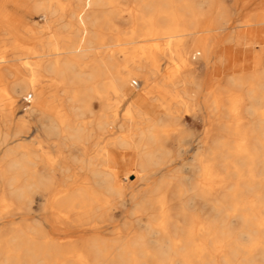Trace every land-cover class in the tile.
I'll return each instance as SVG.
<instances>
[{"label": "bare ground", "instance_id": "1", "mask_svg": "<svg viewBox=\"0 0 264 264\" xmlns=\"http://www.w3.org/2000/svg\"><path fill=\"white\" fill-rule=\"evenodd\" d=\"M31 1L34 2V8L42 13L45 30L56 22L53 21L56 14H64L67 10L66 6L62 5V0ZM135 1L136 4L129 5L128 9L111 14L112 18L117 16L120 20L126 21L129 27V32H126L124 37L121 35L113 38V45H107L104 40L92 36H84L81 31H78L75 39L69 36L61 38L62 44H57V47L48 51L49 53L46 52L40 56L41 60L38 62H23L22 59L17 58L11 61L14 63L10 61L7 62L8 64L5 63L6 65L0 63V102H8V105L0 110L4 119H8L13 114L12 108L16 103L15 95L34 92L35 105L32 110L30 109L31 116L39 123L43 134L47 138H61L59 148L78 149V155L73 160L64 157L60 151L54 159L51 156L45 158V154H40L38 157L26 154L18 158L11 153L0 158V264H22L23 262L25 264H150V261L160 264L168 253L177 258V260H174L175 257L171 260L173 264L177 263L176 261L180 264H213L216 253L224 247L223 238L229 235L228 226L231 218H237L246 223L251 220V216L264 215V197L260 195L256 187L261 175L260 162L258 164L257 161L264 158L257 153V144L260 141L256 139L258 130L264 134V110L259 113L257 107L264 105V60L261 61L260 58L252 72L240 77H232L230 80L232 86L246 88L245 96H230L229 115L234 122L227 125L234 127L237 135L240 136L235 141L234 156L246 159L244 163L245 167L248 166L246 176L234 162L226 163L227 167L233 168V174L238 178L236 183L231 182L235 190L226 194L228 185L226 180L230 176V171L224 173L219 171L221 169H217L218 147L216 144L220 142V139L214 137L212 130L208 133L213 139L208 152L198 157L191 165L198 176V181L192 183V188L191 186V189L189 188L192 196L189 199L191 203L187 204L191 205L196 200L199 201L207 208V211H210V213L206 211L209 214L207 218L204 214H199L201 217L193 214L191 216L190 214L194 211L191 213L187 211V213L185 204H171V198L168 195L169 182L163 181L154 188L155 193H162L158 198L155 195L148 199L141 198L139 194L142 189L138 193L141 184L146 187L142 192L149 191V184L152 183L153 176L157 175L153 169L163 165L158 154L162 149L155 150L151 144L158 142V137L162 136L161 131L165 124L170 119L177 118L169 106L164 108V113H162L152 108L147 97L136 98L131 107L135 115L131 116V120L126 119L132 124L127 122L121 125L122 128L130 129V134L110 143L109 147L115 150L130 147L131 138L139 139L141 146H137L138 153L132 157V164L135 166L132 175H128L129 172H125L122 168H117L115 160H120L121 157L108 153L107 158L109 159L104 163L96 160L87 162L86 152L79 148V144L84 139L92 138L98 132H109L116 127L115 122H111V117L103 113V103L99 97H81L79 91H69L66 97L67 109L46 108L44 89H47L48 85H42L41 78L54 77L56 83L57 79H61L71 88H78L87 86L89 83H97L98 79L107 77L106 82L94 88L91 87L90 90H94V93L97 89L105 90L109 101L112 96L118 103H121L127 100V95L131 91L133 73L138 76L137 72H141V76L150 82L156 72V66L153 65L155 59L163 54H168L172 59L178 58L181 68L186 72L184 71L183 75L176 72L171 81L162 82L163 87L177 86L178 89L181 88V91L180 93L179 91L165 92L164 89L165 93L162 92L164 94L159 96L160 101L162 103L166 101L168 105L175 102L187 109L191 107L194 97L188 87L195 75L194 61L197 57L207 61L213 52V48L209 47L206 40L195 41V31L203 21L217 27L219 31L226 30L233 23L228 8L223 0ZM251 1L253 0H249ZM257 1L260 5H264V0ZM105 4L113 5L114 1H93L95 6ZM8 5H10V0H0V10L6 9ZM247 5L244 9L248 7ZM72 14L76 15V12ZM5 18L9 20L7 22L9 24L12 19L11 15ZM112 18L107 19V23L109 29L114 31L117 28ZM0 20L3 21V19ZM99 21L98 17L94 19L81 17L79 25L85 26L87 23L95 25ZM2 23L0 21V24ZM17 25L23 29L25 34L36 36L37 33L31 28L23 27L20 22ZM240 26L248 29L246 32H242L243 30L234 32L235 36L231 39L236 42V46L245 45L243 41L249 31L251 35L256 34L259 38V32L264 34V7L257 14L249 15ZM147 39L164 41L163 46L166 48L162 50L159 44L145 45L134 47V50H140L136 51L137 55H134L135 51L130 53L129 46L137 42L142 43ZM14 41L16 48L24 45L20 39H14ZM115 47L122 48L118 52L122 58L128 59L132 55L131 66L126 65L117 69ZM31 54H34V51ZM20 61L22 63H19ZM4 71L7 75L3 73ZM19 73H27L29 78L19 77ZM9 76L14 79L8 81ZM209 98L213 99L215 109H219L218 106L216 107L218 103H216L215 92H212ZM243 98L248 102L245 106H243L245 101ZM93 101L100 103L101 108L98 105L100 112L97 110L98 113H96L95 110H91L90 105ZM88 111L94 117L91 123L82 121ZM244 111L251 118L257 116L256 120L248 125L241 123ZM129 117L128 113L126 118ZM22 132V128L16 131L14 138H18ZM8 134L5 132L4 135L0 127V146L5 145V137ZM219 150V154L229 153L225 145L222 148L219 147ZM119 165L123 167L122 163ZM37 167L42 170L38 171ZM71 167H78L81 171L89 168V179L86 185L83 184L88 176L83 184L80 183L83 188L79 187L77 193L56 195L77 175L76 171L70 170ZM101 167L105 169L102 170ZM130 177L134 180H130ZM241 184L248 190L250 189L253 194L250 191L249 193L243 191ZM175 187L177 193L181 194L182 188L177 183ZM219 193L229 196L230 208L226 201L223 202L218 196ZM36 194L40 195V201L36 199ZM138 199L141 200L140 205L136 203ZM31 204L43 212L50 213L51 218H46L43 225L36 222L34 226L25 224L29 221L28 216L32 211ZM118 205L121 208L130 206L136 208L139 205L138 212L148 219L142 220L141 216L138 221L150 229V234H134L127 237L118 235L116 242L111 239L105 240L108 234L104 231L111 229L116 215L114 211ZM230 209L234 214H231ZM18 222L24 224L19 225ZM262 226H264V219ZM125 238L127 239L123 242ZM153 247L156 249L155 252H152ZM116 251L119 254L117 252V255H114ZM24 255L32 260L24 261Z\"/></svg>", "mask_w": 264, "mask_h": 264}, {"label": "rangeland", "instance_id": "2", "mask_svg": "<svg viewBox=\"0 0 264 264\" xmlns=\"http://www.w3.org/2000/svg\"><path fill=\"white\" fill-rule=\"evenodd\" d=\"M36 1L40 2V0ZM93 1L94 0H62L61 3L63 6H66L67 10L64 12V14H56L53 19V21L56 22L53 23L47 30H45L44 18L42 13L34 8V2L31 0H10V5H8L6 9L4 8L0 10V19H3V21L0 20L3 22L0 24V63H4L3 65H6L5 63L8 61L11 62L17 58L22 59L23 62H38L41 60L40 56L57 47V44H62L60 41L61 38L69 36L72 37V39H75L78 36V31H81L82 35L84 36H92L100 40H104L107 45H113V38L121 35L124 37V35L127 34L126 32H129V27L126 24V21L124 22L120 20L117 16L112 18L111 14L115 12L117 13L119 10L128 9V6L136 4V1L113 0V5L105 4L103 6H95L93 5ZM223 1L228 8L230 19L233 22L232 25H229L224 31H219L217 27L203 21L204 23L202 22L199 26L201 30L198 28L195 31V41L206 40V43L209 45V47L211 49L213 48V52L207 61L202 60L201 57H197V59L194 61L196 68L195 75L192 79L191 85L189 86L190 88L188 87V90L192 92L194 97V100L191 102L193 104H191L192 108L190 107L187 109L175 102H172V104L168 105V102L165 101L162 103L160 101L159 96L165 92L179 91L178 93H180L181 91V88H179V90L177 86L163 87L162 82L168 80L171 81L172 76L176 72L181 75L186 72L185 69L184 72L183 68H181L180 60L178 58L172 59L168 54L158 55L156 57L153 64L156 66V72L154 73L150 82H147L146 79L141 76V72H137L138 76L137 74L135 75V73H133L131 91L127 95V100L121 103H118L116 98L112 96L110 97L111 99L109 101V96L105 90L97 89L98 92L96 91V93H94V90H90L91 87L94 88L98 84L106 82L107 77L98 79L97 83H89L87 86H81L78 88H71L61 79H57L56 83V78L54 77L43 78L45 80L41 78L40 80L42 85H48V88L44 89V100L46 101V108L51 110L52 108H68L66 97L67 92L69 91H79L81 97L89 96L100 98L103 103V113L111 117V122L114 121L116 127L109 132H98L92 138L84 139L79 144V148L84 149L86 152L85 160L87 162L96 160L98 162L104 163L109 159L107 158L108 153L112 156L121 157L120 160H115L118 165L117 168H122L125 170V172H129L128 175L134 174L135 171V166L132 164V157L136 156L138 153L137 146H141V143L138 141L139 139L136 137L131 138L130 140L132 141V145L128 148H117L114 150L109 146L112 141L122 137H127L130 134V129L122 128L121 125L127 122L132 124L130 123L131 121H126V119L131 120V116L135 115V111L131 109V107H133L136 98L142 96L147 97L148 103L152 106V108H155L158 112L162 113H164V108L169 106V108L172 109L171 112L177 118L170 119V121L165 124V127L162 128V136L158 137V142L151 144L155 150L158 148L162 149L158 152V154L161 157V161H163V165L153 169L157 175L153 176L152 183L149 184V191L147 193L142 192L146 187L141 184L138 193L142 189V193L140 192L139 194L141 198L148 199L149 197H154V195L158 198V196H160L159 194L162 193H155L154 188L163 181L169 182L168 185L170 190L168 191V195H170L171 204H185V206H187L186 212L190 211L189 213H191L194 211L190 214L191 216L192 214L196 216L199 214H204L205 218L208 217V213H210V211L208 210V212L207 208L204 207L199 201L196 200L193 204L188 205L191 203L189 199L192 196V191L190 190L192 188V183L198 181V176L195 174V170L191 168V165H193L194 161L198 157L208 152V149L212 144L211 140H213L212 137L208 135V133L212 130L214 131V137L216 139H220V142L216 144L218 147V154L216 157V163L218 166L217 169H221L219 171L224 173L230 171V176L225 174L229 177L226 180L228 182L226 194H229L235 190V186L231 185V182L236 183L238 181V178L233 174V168L230 166L227 167L226 163L234 162V164L239 167L246 176L248 170V166L245 167L244 165L246 159L234 156V153L236 152L235 141L240 136L237 135L234 127L227 126L228 124H232L234 122V120L229 115V108L231 107L230 96H245L246 88L232 86L230 84V80L232 77H240L252 72L257 62L260 59L261 61L264 60L263 32L258 33L259 38L256 37V34L251 35L250 31L246 33L247 36L243 41L245 45L241 47L236 46V42L231 39L232 36H235L234 32H240L242 30V32L247 31L248 28L240 26V24L246 21L249 15H254L261 11L264 5H260L259 1L257 0H253L251 2H249V0ZM244 4H248V7L245 9ZM72 12H76V15H73ZM8 15H11L12 19H14H10L11 22L9 24H7L9 20L5 18ZM125 15L127 16V12ZM81 17H90L91 19L98 17L100 21L95 25H90L87 23V25L81 26L79 25V19H81ZM110 18H112V22L117 28L114 31L109 29V24L107 23V19ZM19 22L23 27H29L34 30V32L37 33L36 36L25 34L23 29H20V26L17 25ZM14 39H20L24 45L22 47L16 48ZM254 42H256V44H253ZM164 43V41L147 39L142 43L137 42V44L129 46V48H131L130 53H133L134 51L136 53L137 50L140 51L139 49L134 50V47L145 45L155 46L159 44V46H162V50H164L166 48V46H163ZM122 48L124 47L122 46ZM122 48H114L117 52L115 63L118 70L126 65L131 66L132 55L128 59L124 57L122 58V56L118 55V52ZM33 51L34 54H31ZM134 55H137V53ZM19 63L22 62L20 61ZM3 73L7 75V72L4 71ZM20 76L29 78L27 73H19V77ZM13 79L14 78L12 76H9L8 81H12ZM134 83L137 85H134ZM164 89L166 90L165 92ZM212 92H215L216 103H218L216 104V107L218 106L219 109H215L213 99L209 98ZM15 97L16 103L12 108L13 114L11 117L4 119L3 114L0 111V127L2 132L4 135L5 132L9 133L8 136L5 137V145L0 146V158L8 156V153H11L14 156H18V158H22L26 154H29L33 157H38L40 154H45V158H49L51 156V158L54 159L57 157V153L60 151L64 157H68L71 158L70 160H73V158L78 155V149H65L63 147L59 148L61 138H47L40 129L39 123L34 117L31 116L32 111H30V109L32 110L35 105V93L28 92V94L15 95ZM243 99L245 100L243 106H245L248 104V102L245 98ZM0 103V110L1 108H5L8 105L7 101H1ZM98 105L101 108V105L98 101H93V103L90 105L91 110H95L96 113H98V111L100 112L101 109ZM257 107L259 113L264 110V105H259ZM128 113L130 114V117L126 118ZM242 116L244 118L241 120V123L244 125L252 123L257 117L251 118L245 111L242 112ZM93 120V114L89 111L86 112V115L82 119V121L86 123H91ZM20 127L22 128L23 132L18 138H14L16 131L21 129ZM256 139L260 141L257 144V153L258 155L264 157V134L260 130L256 132ZM223 145L229 149V153L224 152L223 154H219V147L222 148ZM102 155H105V157H102ZM263 159L264 158H261L260 161H257L258 164L260 162L259 165L261 169V175L257 180L259 183L256 184V187L258 188L260 195L264 197ZM120 163H122L123 167L119 165ZM37 169L38 171L42 170L39 167H37ZM100 169L103 170L105 168L101 167ZM31 170H33V166H31ZM70 170L76 171L77 175L62 190L58 191L56 195L59 193L60 196H62L61 193H63V195L77 193V190L83 188V185H86L85 183H87L89 179V168H84V170L81 171L78 167H71ZM85 179L86 182H84ZM130 180H134V178L130 177ZM181 181L183 182L182 184ZM176 183L182 188L181 194L177 193L178 191L175 187ZM240 187L243 191H246V193L248 191L249 193L250 189L248 190V188L243 186V184H241ZM74 189L76 190L74 191ZM250 193L252 192L250 191ZM218 196L221 197L223 202L226 201L227 206L230 208L231 200L229 196L225 194L220 195V193ZM36 199L40 201V195L36 194ZM140 201L141 200L138 199L137 202H135L139 203L140 205ZM139 205L136 206V208L138 207L137 210L135 206H130L129 208H121L119 205V207L117 206V209L114 211L117 216L115 215L113 224L110 227L112 230L109 229L108 231H104L106 234H108V238L105 240L108 241V239H111L116 242L118 235L127 237L134 234H150V229L146 228L144 223H140V221H138L142 216L138 212V210H140ZM192 205H194V207ZM30 207L32 211L28 216L29 221L25 224L34 226V223L36 222L39 225H43L46 218H51L50 213L39 210V208L35 207L33 204H31ZM201 211H207L208 213H202ZM231 214H234L233 210H231ZM199 216L201 217V215ZM263 217V214H261V216H251V220L246 223L242 222L240 219L231 218V220H229L228 226L229 235L227 238H223L222 245L224 247L216 253V259H214L213 264H264V226H262V221L264 219ZM141 218L142 220L148 219L144 216ZM18 224L20 225L24 223L18 222ZM126 239L127 238L123 239V242ZM155 250L156 249L153 247L152 252H155ZM118 251L114 252V255H117L116 253ZM174 257L168 253L162 259L160 264H173V261L171 262V260ZM23 258L24 261L26 259L32 260L27 255H24ZM174 260H177V258L175 257ZM176 262L177 263L175 264H180V262ZM22 264L25 263L23 262ZM150 264L156 263L150 261Z\"/></svg>", "mask_w": 264, "mask_h": 264}, {"label": "built area", "instance_id": "3", "mask_svg": "<svg viewBox=\"0 0 264 264\" xmlns=\"http://www.w3.org/2000/svg\"><path fill=\"white\" fill-rule=\"evenodd\" d=\"M134 85H137L136 83H134Z\"/></svg>", "mask_w": 264, "mask_h": 264}]
</instances>
